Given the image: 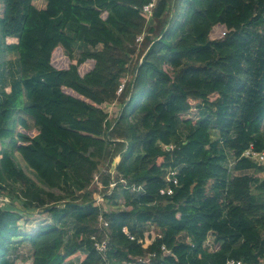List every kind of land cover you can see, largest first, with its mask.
I'll return each instance as SVG.
<instances>
[{
	"label": "trees",
	"instance_id": "16d2710c",
	"mask_svg": "<svg viewBox=\"0 0 264 264\" xmlns=\"http://www.w3.org/2000/svg\"><path fill=\"white\" fill-rule=\"evenodd\" d=\"M33 1L0 0L19 66L0 88V264H262L264 165L243 154L264 150V0H158L148 26L151 0ZM195 108L208 116L183 118Z\"/></svg>",
	"mask_w": 264,
	"mask_h": 264
},
{
	"label": "rangeland",
	"instance_id": "374dc122",
	"mask_svg": "<svg viewBox=\"0 0 264 264\" xmlns=\"http://www.w3.org/2000/svg\"><path fill=\"white\" fill-rule=\"evenodd\" d=\"M180 1L181 0H177ZM33 3L35 4V6L37 8H44L45 7V3L42 0H34ZM181 8V6L177 4L173 7L172 11L169 13L171 18L175 19L178 10ZM4 40L2 39V33H1V29H0V88L8 83H11L13 80L17 79L19 77V66H18V57L16 54H8L4 51ZM79 51L76 52V55H79ZM136 59L137 57L133 58V63H136ZM131 79V75L129 74L128 77L125 80H129ZM104 110L108 113L109 115V119L110 121H114L119 113H120V104L118 102H114L111 104H106L103 106ZM201 110H199L198 108L193 109L189 114H187L186 116H183L184 119H191L192 121H196L200 116H201ZM202 116H208L207 113L202 114ZM185 133H187L186 131H184ZM10 151L12 152V159L14 160V162L17 164V166L24 170V172L35 182H37L38 184L40 183V180L37 178L36 174L24 163V161L21 159V157L19 156V154L14 150V148L12 146H10ZM119 161V159H115L113 163H116ZM247 174H253L252 171L249 172H245ZM258 177H260L261 179H264V173L263 174H259ZM112 179L114 178H118V175L115 173L112 177ZM116 184V183H114ZM74 188V186H73ZM53 192H55L56 194H60L59 191L57 190H51ZM96 197V196H95ZM2 199V200H1ZM3 199L0 197V204L3 205L7 202L3 201ZM8 201H10L9 198ZM7 201V200H6ZM95 205H99L101 207L102 210H104L105 212H110V211H116L119 210L117 208H115L114 205H110L108 203H106L105 201H98L95 200ZM125 207H121V209H124ZM42 216L37 217L38 220L42 221L43 219H45L46 217H52V216H48L46 214H41ZM152 233V235H156L155 231L153 229L150 230ZM148 231V232H150ZM68 235L67 238H70L71 236V231L69 230L67 232ZM19 239H17L15 242H18ZM21 245V244H17V243H13L11 245V253H13V250L16 248V246ZM29 247L28 246H22V248H20L19 252L20 253H27L28 252ZM15 252V251H14ZM16 253V252H15ZM20 253H16L19 254L21 256H27V255H22ZM84 257V255H81L79 258H76L74 261L76 263H78V261H80L82 258ZM262 264H264V261L262 262Z\"/></svg>",
	"mask_w": 264,
	"mask_h": 264
},
{
	"label": "built area",
	"instance_id": "2783aa9c",
	"mask_svg": "<svg viewBox=\"0 0 264 264\" xmlns=\"http://www.w3.org/2000/svg\"><path fill=\"white\" fill-rule=\"evenodd\" d=\"M157 1L158 0H151V2L149 4L143 6V8H142V15L147 20V26L152 22V20L154 18V12H155L156 7H157ZM145 37H146V31L143 32L141 35H139L137 37L136 43H137L138 49L141 48V46H142V44H143V42L145 40ZM126 81H128V80H124L123 83L121 84L120 89L118 90V94L122 93ZM243 156L248 158V159H250V160H252L256 164L264 165V150L262 152H256L252 148H249L248 150L245 151ZM116 165H117L116 163L111 164V167H110L108 173H111L112 175H114L116 173ZM176 175H177V172L171 171L168 174V181L169 182L171 181L172 183L177 184L178 182H177V180L175 178ZM95 179L97 180L98 177L96 176ZM115 186H116V184H114V183H112L110 185L111 188H114ZM161 194L162 195H172L173 194V190L170 189V188H166V189L161 191ZM94 198H95V200L98 199V201H100V202L104 201L103 197L101 195H99L98 193H96L94 195ZM3 201L9 203L8 199H6V198L3 199ZM97 206H99V205H97ZM100 222H101L100 223V227H101L100 229L103 230V233L99 237L96 234L92 235L91 236V241L93 243V247L96 250L97 254L103 260L107 261L108 255H109V250H110V238H109V232H108V228H109V224L108 223L109 222L108 221L104 222L103 218H100ZM123 232L126 234V236L130 240H134L135 239V237L132 234H130V232L128 231L127 228H124ZM151 233H152L151 231L147 232L145 239L139 241V243L143 247H147L156 238V235H152ZM163 250L168 253V251H166L164 247H163ZM226 264H246V263H244L243 261L230 259V260L227 261Z\"/></svg>",
	"mask_w": 264,
	"mask_h": 264
},
{
	"label": "water",
	"instance_id": "95a60500",
	"mask_svg": "<svg viewBox=\"0 0 264 264\" xmlns=\"http://www.w3.org/2000/svg\"><path fill=\"white\" fill-rule=\"evenodd\" d=\"M42 213H45V211H43Z\"/></svg>",
	"mask_w": 264,
	"mask_h": 264
}]
</instances>
